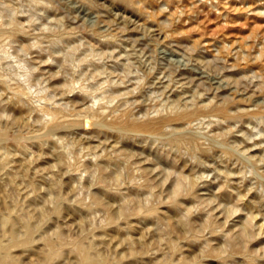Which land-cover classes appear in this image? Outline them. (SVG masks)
<instances>
[{"label":"rangeland","instance_id":"obj_1","mask_svg":"<svg viewBox=\"0 0 264 264\" xmlns=\"http://www.w3.org/2000/svg\"><path fill=\"white\" fill-rule=\"evenodd\" d=\"M133 1L0 0V264H264V0Z\"/></svg>","mask_w":264,"mask_h":264},{"label":"bare ground","instance_id":"obj_2","mask_svg":"<svg viewBox=\"0 0 264 264\" xmlns=\"http://www.w3.org/2000/svg\"><path fill=\"white\" fill-rule=\"evenodd\" d=\"M119 1H121V2H123V3H126V4H131L132 5V1L133 0H119ZM136 1V0H135ZM135 1H133V4H134V2ZM143 1H145V0H143ZM146 4V3H145ZM100 9V8H99ZM147 17V16H146ZM161 27H163V26H161ZM11 30V29H10ZM57 37H55V39H56ZM239 74V73H238ZM234 75V74H233ZM248 90V89H247ZM83 92V91H82ZM193 96V95H192ZM10 100V99H9ZM18 100V99H17ZM11 101V100H10ZM210 102V101H209ZM18 105V104H17ZM166 106V105H165ZM202 106V105H201ZM16 107H18V106H16ZM20 107V106H19ZM18 107V108H19ZM174 107V106H173ZM172 107V108H173ZM198 107V106H197ZM205 107V106H204ZM94 108V107H93ZM62 109V108H61ZM107 109V108H106ZM161 108H159V110H160ZM171 109V108H170ZM53 110H55V109H53ZM58 110V109H57ZM128 111H129V109H127ZM155 112H157V110H154ZM4 112V111H3ZM25 112V111H24ZM170 112H172L171 113V116H169L168 117V115L167 116H165V115H162V116H158V117H153V118H145V119H142V120H132V119H129V118H126L124 121H122V122H119V123H117L116 124V126H118L119 128H121V129H119V130H121V131H123L122 129H124V130H140L141 132H142V130H147V131H152L153 129H154V125H159V126H161V125H163V124H165L166 122H168V121H170V120H172V119H179V118H185V117H194V116H197V115H199L200 113H202L203 112V114H206L207 112L209 113V112H215V113H218V114H220V115H227V113H228V107H227V104H224V103H222V104H220V105H216V106H211V107H208L206 110H205V112L204 111H202L200 108L199 109H197V108H194V109H190V110H185V111H178V110H173V111H170ZM15 113V112H14ZM13 113V114H14ZM56 114L58 113L57 111L55 112ZM69 113V112H68ZM67 113V114H68ZM116 113V112H115ZM129 113V112H128ZM207 113V114H208ZM21 114V113H20ZM48 114V113H47ZM60 114V113H59ZM93 114H95V113H93ZM148 114V113H147ZM150 114V113H149ZM217 114V115H218ZM230 114V113H229ZM54 116L53 117H55V114H53ZM66 115V114H65ZM73 115V114H72ZM109 115V114H108ZM146 115V114H145ZM213 115V114H212ZM215 115V114H214ZM68 116V115H67ZM100 116V115H99ZM124 116V115H123ZM128 116V115H127ZM148 116V115H147ZM13 117H15V116H13ZM12 117V119H14ZM50 117V116H49ZM16 118V117H15ZM58 118V117H57ZM139 118V117H138ZM20 119H21V117H20ZM100 120V119H99ZM102 120V119H101ZM114 120V119H113ZM122 120V119H121ZM22 121V120H21ZM48 121H50V120H48ZM104 121V120H103ZM13 122H14V120H13ZM17 122V121H16ZM43 122V121H42ZM99 122V121H98ZM101 122V121H100ZM99 122V123H100ZM105 122V121H104ZM200 122V121H199ZM50 123V122H49ZM62 123L63 122H60V121H58V120H55V121H53L51 124H49L48 126H45L44 125V123H43V125H42V128L44 129V132H43V134L44 135H47V134H49V132H51L53 129H55V128H57L58 126H60V125H62ZM82 123V122H81ZM80 123V124H81ZM98 123V124H99ZM103 123V122H102ZM171 123V122H170ZM173 123V122H172ZM63 124H65V123H63ZM69 124V123H68ZM73 124V123H72ZM94 124V123H93ZM95 124H96V119H95ZM97 124V125H98ZM108 124H109V122H108ZM203 124V123H202ZM75 125V124H74ZM103 126H104V123L102 124ZM106 125V124H105ZM43 126H45V127H43ZM71 126H73V125H71ZM71 126H69V127H71ZM76 126V125H75ZM99 126V125H98ZM109 125H107V127H108ZM117 127V128H118ZM169 128V127H168ZM60 129V128H59ZM113 129V128H112ZM164 129H166V128H164ZM37 130V129H36ZM109 130H110V127H109ZM118 130V131H119ZM128 131V132H129ZM134 131H131V132H134ZM167 131V130H166ZM168 131H172V129L171 130H168ZM9 132V131H8ZM39 132V131H38ZM37 131L35 132V133H38ZM54 132H56V131H54ZM125 132V131H124ZM127 132V131H126ZM131 132H130V135H131ZM158 132V131H157ZM165 132V131H164ZM34 133V134H35ZM121 133V132H120ZM135 133H136V131H135ZM138 133V132H137ZM143 133V132H142ZM148 133V132H147ZM150 133V132H149ZM152 133H153V131H152ZM159 133V132H158ZM173 133V132H172ZM41 134V133H40ZM64 134V133H63ZM133 134V133H132ZM144 134V133H143ZM168 134V133H167ZM175 134V133H174ZM16 135V134H15ZM32 135V134H31ZM147 135H150L151 136V134H147ZM161 134H159V136H160ZM169 135H170V133H169ZM168 135V136H169ZM5 136H7V135H5ZM17 136V135H16ZM35 136H37V135H35ZM35 136H34V138H35ZM52 136V135H51ZM133 136V135H132ZM142 136V135H141ZM20 137V136H19ZM123 137H126V136H123ZM147 137V136H146ZM152 137V136H151ZM156 137H158V136H156ZM161 137V136H160ZM220 137V136H219ZM17 138H18V136H17ZM40 138V137H39ZM127 138V137H126ZM2 139V135H1V133H0V140ZM21 139V138H20ZM153 139V138H152ZM13 140V139H12ZM144 140H146V139H144ZM156 140V139H155ZM154 140V141H155ZM218 140V139H217ZM17 141V140H16ZM39 141V140H38ZM151 141V140H150ZM170 141L172 142V143H174V144H183V143H188V144H190V145H192L194 148H199L200 146H199V144H198V141L196 140V138L194 137V136H192V135H188V136H170ZM50 143V142H49ZM148 143V142H147ZM146 143V144H147ZM150 143V142H149ZM211 143H213V142H211ZM19 144V143H18ZM33 144H34V142H33ZM43 144V143H42ZM130 144V143H129ZM164 144V143H163ZM30 145V144H29ZM10 146H12L11 144H10ZM180 146H183V145H180ZM25 147V146H24ZM27 147V146H26ZM5 148V147H4ZM3 148V149H4ZM30 148V147H29ZM2 149V148H1ZM193 149V148H192ZM209 149H211V148H209ZM262 149V148H261ZM4 151V150H3ZM29 151V149H27V152ZM173 151V150H172ZM11 152V151H10ZM18 152V151H17ZM5 153H6V151H5ZM7 154V153H6ZM9 154V153H8ZM13 155H14V152H13ZM8 156V155H7ZM1 157V156H0ZM12 157H14V156H12ZM11 157V158H12ZM196 158V157H195ZM218 158V157H217ZM4 159V158H3ZM9 159H10V157H9ZM134 159V158H133ZM1 160H2V157H1ZM12 160V159H11ZM63 160V159H62ZM71 160V159H70ZM72 160H74V159H72ZM81 160V159H80ZM183 160V159H182ZM8 163H9V161H7ZM65 162V161H64ZM73 163V162H72ZM77 163V162H76ZM6 163H5V161H2V164L1 165H5ZM8 164H6V166H7ZM5 166V167H6ZM81 166V165H80ZM105 166V165H104ZM1 167V166H0ZM7 167H9V166H7ZM17 167V166H16ZM137 167V166H136ZM1 168H3V167H1ZM104 168V167H103ZM6 169V168H5ZM13 170H15V169H13ZM72 171V170H71ZM36 173H37V171H36ZM9 175V174H8ZM7 175V176H8ZM12 175V174H11ZM43 175V174H42ZM5 176V175H4ZM10 176V175H9ZM1 178V177H0ZM175 178V177H174ZM11 179V178H10ZM5 180V179H4ZM3 179H2V181H4ZM96 180V179H95ZM7 181V180H6ZM183 182H184V180H183V178L182 177H180V178H178L177 179V181L175 182V185H174V190H173V193H174V198L172 199V201H171V203L174 205L175 203H176V200H177V198L179 197V196H181L183 193H184V187H183ZM2 184H3V182H2ZM7 184V183H6ZM25 185H27L28 186V184H25ZM28 188V187H27ZM9 189V188H8ZM27 191V190H26ZM31 193H32V191H31ZM29 193L27 192V195H28ZM122 192L119 194L121 197H122ZM125 194V193H124ZM28 197V196H27ZM30 198L32 197V195L31 196H29ZM77 199V198H76ZM28 200V199H27ZM8 201V200H7ZM30 202L28 201V204H29ZM257 203V202H256ZM83 204H84V202H83ZM31 205V204H30ZM28 206V205H27ZM52 206V205H51ZM90 207H91V205H89ZM89 206L87 205V207L89 208ZM151 207V206H150ZM149 207V208H150ZM80 208V207H79ZM84 208H86V206H84ZM155 208V207H154ZM34 209V208H33ZM33 209H32V207L30 208V210H32L33 211ZM126 209V208H125ZM144 209V208H143ZM36 212H37V210H35ZM34 211V212H35ZM127 211V210H126ZM155 211V210H154ZM170 212V211H169ZM5 213V212H4ZM129 213V212H128ZM142 213H144L146 216H149V215H151L152 213H153V210L152 209H148L147 210V208H146V210H144V211H142ZM123 214H125V213H123ZM11 215V214H10ZM9 214H8V216H10ZM20 215V214H19ZM140 215V214H139ZM5 216V215H4ZM7 216V217H8ZM142 216V215H141ZM154 216V215H153ZM4 219H6L5 217H3ZM2 220V219H1ZM4 222V221H3ZM215 228H217V227H215ZM190 229V228H189ZM217 231V230H216ZM17 232V231H16ZM20 232V231H19ZM189 233V232H188ZM190 233H192V232H190ZM129 234V233H128ZM190 235V234H189ZM31 240V239H30ZM131 240V239H130ZM78 241V240H77ZM80 242H81V240H80ZM80 242L78 241L77 242V244H76V251L78 252V254H79V256H80V259H81V264H82V262H84L83 264H85V263H92V264H111V263H109V262H105V261H98V260H94V259H92L91 258V256L89 255V252L90 251H88V249L86 250L83 246H82V244H80ZM132 242V241H131ZM237 242V241H236ZM82 243V242H81ZM130 243V242H129ZM55 246V245H54ZM2 249H3V246L2 245H0V255H1V252H2ZM173 249V248H172ZM217 249V248H216ZM75 251V252H76ZM76 252V253H77ZM248 253H249V251H248ZM51 254V253H50ZM77 255V254H76ZM226 256V255H225ZM248 256V255H247ZM7 260V259H6ZM108 261V260H107Z\"/></svg>","mask_w":264,"mask_h":264}]
</instances>
